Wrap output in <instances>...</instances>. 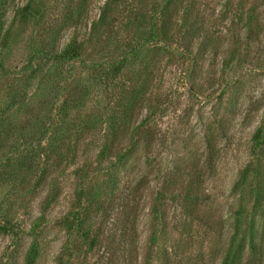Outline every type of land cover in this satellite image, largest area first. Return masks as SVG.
Masks as SVG:
<instances>
[{
  "label": "rangeland",
  "instance_id": "374dc122",
  "mask_svg": "<svg viewBox=\"0 0 264 264\" xmlns=\"http://www.w3.org/2000/svg\"><path fill=\"white\" fill-rule=\"evenodd\" d=\"M106 2L0 0V264H264V0Z\"/></svg>",
  "mask_w": 264,
  "mask_h": 264
},
{
  "label": "trees",
  "instance_id": "16d2710c",
  "mask_svg": "<svg viewBox=\"0 0 264 264\" xmlns=\"http://www.w3.org/2000/svg\"><path fill=\"white\" fill-rule=\"evenodd\" d=\"M163 1L165 2V6L166 5L168 6L171 3L170 2L171 0H163ZM114 2H115V0H107V2L105 3V8L101 13V16L99 17L97 23H95L93 26V29H92L93 31H96V29H97L96 25L97 24L100 25V24H103L104 22H106V20L108 18V12H109L108 9L111 5L114 4ZM166 9H167V7L165 8V10ZM24 10L25 11L23 12V16H24V13L27 11L32 12L30 7H26ZM157 36H158L157 33L153 30L150 33L149 38L151 40H154V39H156ZM83 47H84V42H78L77 40L73 39L69 43H67V45L64 46V48L60 52L54 53L53 58H55L56 60H61V61H73L76 59H80L82 57ZM263 133H264L263 127H259L256 134H255V139L261 140V138H263ZM107 148H109L108 145H106L103 148L101 153L104 154V152L106 151ZM234 236H236V234H234ZM234 236H233V238H234ZM251 248L253 249V250H251V254H253V251H254L253 240L251 243ZM231 252H232V245L228 249V251H227V253L223 259V262L221 264H239L238 261L236 263V256L234 257ZM36 257H37V251L35 249V245L31 244L28 252L25 255L24 264H35ZM250 263H252V259H249L247 261V264H250Z\"/></svg>",
  "mask_w": 264,
  "mask_h": 264
}]
</instances>
